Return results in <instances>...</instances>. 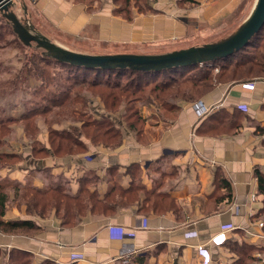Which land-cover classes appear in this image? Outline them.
I'll list each match as a JSON object with an SVG mask.
<instances>
[{
    "label": "crops",
    "instance_id": "1",
    "mask_svg": "<svg viewBox=\"0 0 264 264\" xmlns=\"http://www.w3.org/2000/svg\"><path fill=\"white\" fill-rule=\"evenodd\" d=\"M147 1L148 12L134 8L127 20L115 0H39L29 5L30 18L38 32L73 52L153 55L189 48L194 33L214 37L237 24L228 39L256 4ZM243 82L252 83L253 89L242 88ZM197 102L206 109L203 115L194 107ZM171 108L148 116V110L142 111L147 129L133 135L124 128L122 144L114 151L82 138L86 151L55 157L48 127L41 122L36 141L43 153L34 155L24 130L17 128L0 154L20 160L0 167V184L37 189L60 185L75 195L83 177L94 173L100 201L113 185L121 195L138 186L140 198L127 204L125 196L113 210L87 211L79 223L65 226L54 210L46 216L28 213L8 186L2 220L31 221L35 228L0 231V264H14L13 258L23 264L26 257L28 264H139L138 258L144 264H232V244L264 248V219L259 216L264 196L257 179H264V74L216 83L197 100L172 102ZM63 124L52 129H68L70 123ZM146 194L161 195L160 210H147ZM227 225L232 229L224 232V244H212L211 238Z\"/></svg>",
    "mask_w": 264,
    "mask_h": 264
},
{
    "label": "trees",
    "instance_id": "2",
    "mask_svg": "<svg viewBox=\"0 0 264 264\" xmlns=\"http://www.w3.org/2000/svg\"><path fill=\"white\" fill-rule=\"evenodd\" d=\"M124 1L126 4L130 3V0ZM143 1L148 6L147 10L149 11L148 1ZM139 10L140 13L145 12ZM122 11L120 9L118 13L120 14ZM125 18L130 20L131 16H125ZM1 19L0 17V24L3 20ZM50 61L57 63L53 60ZM67 68L74 73L69 76L70 78L67 77L72 85L62 91L45 96L44 100L48 104L47 106L39 110L34 107L17 118L4 117L0 119V148L3 145L5 136L11 131V125H20L26 135L32 136L33 131L36 135L38 130L35 123L42 120L48 126L50 150L55 157L75 156L86 151L87 147L83 143L82 137L90 140V143L114 151L121 146L124 137L122 120L119 122L118 118L113 116L120 109L130 111L129 115L126 116L127 113L123 115L125 120L128 121L126 129L133 131L135 135H140L144 131L145 119L140 108H135L132 103H140L143 108L168 110L171 108L172 102L197 100L216 83L226 82L227 80H246L264 74V26L257 36L252 39L249 46L239 53L224 60L199 66L150 73L127 70H89L71 66ZM196 70L199 77L190 74L191 71ZM214 70L217 71L215 76H213ZM126 76L130 78L123 81ZM75 89H81L84 93H73ZM96 98L99 99L98 101L102 104L107 115L100 113L101 117H96L86 111H77L75 108L79 106L83 109H90ZM76 115L86 117L85 121L81 120L82 124L80 126L75 127L70 124L68 129L55 131L49 124L59 118H66L72 122V117L74 118ZM56 124L59 125L60 123L58 124L56 121ZM139 125H141V128L138 127ZM38 145L35 139L32 154L43 153L42 148L37 147ZM19 160V156L14 154H0V161L2 162H11L14 165ZM6 163H4V166L10 165ZM89 178L88 174L83 177L80 181V188L75 195L69 194L60 185L51 186L47 189H37L29 185L11 184L13 185L16 201L24 203L28 213H38L40 216H46L54 210L60 224L65 226L79 223L80 218L87 211L96 214L113 210L116 208V204L123 202L125 196L129 199L126 202L127 204L135 203L140 198L138 186L121 195L123 193L119 187L113 185L104 200L100 201L97 191L94 188L91 190L87 184L91 182L94 187L96 181L94 182L92 179L90 181ZM257 179L258 191L264 196V179L261 176H258ZM6 188L8 186L0 184V231L3 233L33 231L35 225L31 221L4 222L2 220L5 209L4 204L7 200ZM9 188L11 187L9 186ZM145 201L149 203L147 210L158 211L161 209L164 200L161 195L146 194ZM259 216L264 219V199ZM232 247L236 252V258L232 264H253L259 259L252 253L264 252V248L246 243L241 245L232 244ZM13 260L14 264H19L18 258H13ZM25 262L23 264L29 263V257H26ZM137 262L144 264L142 258H138Z\"/></svg>",
    "mask_w": 264,
    "mask_h": 264
},
{
    "label": "rangeland",
    "instance_id": "3",
    "mask_svg": "<svg viewBox=\"0 0 264 264\" xmlns=\"http://www.w3.org/2000/svg\"><path fill=\"white\" fill-rule=\"evenodd\" d=\"M29 1L30 0H20L19 7L17 5L15 12L24 24H28L32 26L33 29H35L38 32L36 27L32 24L30 18L32 15V10H30L29 5L35 2H31V1L29 2ZM115 1L118 2L117 4H119L118 5L119 9L123 10L121 15L124 18L125 16H132L133 14L132 10L134 8L137 12L139 9L145 12L148 11L147 10L148 6L145 4L143 0H130L129 4H126L124 0H115ZM254 1L255 0H250L251 4ZM134 3H135V7H134ZM24 5H26L27 7L26 15L23 13ZM145 12H141V13H145ZM237 27H238L237 24L232 25V28H230V30L228 31L226 30L222 33H219L214 37L212 36L205 38V36H199V32L197 34L194 33L191 39L192 41L187 43V45H191L189 47H192L195 45L202 46L205 44L218 43L226 39L227 35H231L232 33H234ZM67 67L68 66L61 65L59 63H53L50 60H47L45 57L42 56L41 50H36L33 47L32 48L25 47L16 38V36L13 35L11 28L6 24V22L2 20V23L0 24V119L4 117L17 118L23 113L33 109L34 107L39 110L40 108H44L45 106H47L48 104L44 100L45 96L52 95L54 93H57L58 91H62L66 88H69L72 85L71 81L67 80V77L72 76L74 73L70 71ZM196 72L197 70L191 71L190 74L192 75L195 74V76H198V73ZM216 73L217 71L214 70L213 76H215ZM129 78L130 77L126 76L123 78V81H125L126 79L128 80ZM73 93H84V91L81 89H75ZM94 100L95 103L93 104V106H91L92 108L90 109H83L79 106H76L75 108L77 109V111L80 112L86 111L88 114L95 115L96 117H101L100 113L106 114L104 108L102 107V104H100V102L98 101L99 99L96 98ZM132 105L137 109L140 108L141 113L142 111H144V114L145 111L148 110L146 111L145 116H148L147 114H151L153 112L158 113V111L163 110V109H151L150 107L143 108L142 105H140V103H134V104L132 103ZM125 113H127L126 114L127 116L129 115L130 111H128L127 109H120L119 112L113 115L116 118H118L119 122H121L122 120L123 129L126 128L128 122L127 120H125V117H123ZM154 118L157 120L156 115L154 116ZM85 119L86 117L84 118L76 115L74 116V118L72 117V122L67 120L66 118L63 119L59 118L56 121L58 122V124L64 123L63 125H66V123L69 122L70 124L76 127V126H80L82 124L81 120L85 121ZM56 121H52L49 124H51V126H55L57 125ZM41 122L45 124L42 120H39L35 124L37 125L40 124L41 126L42 125ZM149 123L152 124V121H150ZM45 126H47V124ZM138 127L141 128V125H139ZM17 128H21L20 125H11V131L5 136V140L10 138L14 139L12 134ZM145 129L147 128H145L144 125V130ZM127 130L131 131L129 129ZM34 132L35 131H33L32 136L25 135V138L27 140V145L31 147L33 146V142L38 136L37 134L35 135ZM131 132L134 135V132L133 131ZM145 137H146L145 135L142 136L143 140L145 139ZM87 141L90 142V140ZM89 144L93 145L94 143H89ZM97 145L98 144H94V146ZM39 146L40 145H38L37 147ZM3 162L6 163V161ZM3 162L0 161V167L4 166ZM6 164H10L12 166L11 162ZM10 165H6V166H10ZM88 177H90L89 178L90 181L92 179L94 182L96 181V179H98L94 175V173H90V174L88 173ZM87 184L92 190L93 185L91 184L93 183L88 182ZM8 186L11 187L9 189L11 190L12 193H14L13 198L15 199V192L13 191L14 190L13 185L10 183ZM47 186L48 184H46L45 187ZM230 251L231 253H233V255L236 258V252H234L233 247L230 248ZM252 254H254V256L257 257L259 260L261 261L264 260V252H254ZM257 262L258 261L254 262L253 264H257Z\"/></svg>",
    "mask_w": 264,
    "mask_h": 264
},
{
    "label": "water",
    "instance_id": "4",
    "mask_svg": "<svg viewBox=\"0 0 264 264\" xmlns=\"http://www.w3.org/2000/svg\"><path fill=\"white\" fill-rule=\"evenodd\" d=\"M16 7L15 0H0V17L25 47L41 50L43 57L61 65L89 70H127L150 73L194 67L224 60L249 46L252 39L264 26V0H256L254 10L243 27L232 37L219 43L192 46L153 55H90L73 52L59 46L37 32L32 26L24 24L15 12ZM24 12L27 14L26 5H24Z\"/></svg>",
    "mask_w": 264,
    "mask_h": 264
},
{
    "label": "built area",
    "instance_id": "5",
    "mask_svg": "<svg viewBox=\"0 0 264 264\" xmlns=\"http://www.w3.org/2000/svg\"><path fill=\"white\" fill-rule=\"evenodd\" d=\"M31 2H38L39 0H30ZM242 88L247 89V90H252L253 89V85L250 82H243L239 84ZM194 107L197 111V113L199 115H203L206 111L205 107L202 106V104L200 102H197L194 104ZM239 110L241 111H245V109L243 110L242 107H239ZM264 224H261L260 226H262ZM231 228V226L227 225V226H223L222 227V232L218 233L217 235H215L213 238H211V243L214 244L215 246H221L224 244L226 237L224 232L229 231Z\"/></svg>",
    "mask_w": 264,
    "mask_h": 264
},
{
    "label": "bare ground",
    "instance_id": "6",
    "mask_svg": "<svg viewBox=\"0 0 264 264\" xmlns=\"http://www.w3.org/2000/svg\"><path fill=\"white\" fill-rule=\"evenodd\" d=\"M15 1H16V3H17L18 7H19L20 0H15ZM23 13L26 15V13L24 12V6H23Z\"/></svg>",
    "mask_w": 264,
    "mask_h": 264
}]
</instances>
